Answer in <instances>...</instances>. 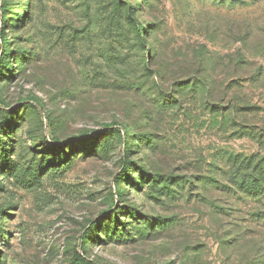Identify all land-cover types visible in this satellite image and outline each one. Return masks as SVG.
I'll return each mask as SVG.
<instances>
[{"label": "rangeland", "instance_id": "374dc122", "mask_svg": "<svg viewBox=\"0 0 264 264\" xmlns=\"http://www.w3.org/2000/svg\"><path fill=\"white\" fill-rule=\"evenodd\" d=\"M3 30L0 264H264V0H0Z\"/></svg>", "mask_w": 264, "mask_h": 264}, {"label": "trees", "instance_id": "16d2710c", "mask_svg": "<svg viewBox=\"0 0 264 264\" xmlns=\"http://www.w3.org/2000/svg\"><path fill=\"white\" fill-rule=\"evenodd\" d=\"M7 23V19H4V26L6 25ZM4 29V28H3ZM5 31L3 30L2 33H1V36H2V44L4 45V49L2 50V55L0 56V68H2V66L4 65V59L6 57V44H7V41H6V38H5ZM2 122L3 124H5L7 122V119L4 117L2 118ZM124 132H125V136L123 138V142H124V148H125V152L127 153V147H128V141H129V136L127 134V129L123 128ZM112 131H115L119 134V137H121V133L120 131L116 130L115 128H112V130H110L109 132H112ZM108 132V133H109ZM130 165V162L127 160V157L124 156V160H123V166H124V170L122 171V174H120V177H125L126 176V173H127V168L128 166ZM243 185V186H242ZM241 187H244V184H241ZM117 195V193H116ZM89 235V234H88ZM84 255H80L79 253H76L75 255V264H93L92 262H90L85 256H87V253L84 249Z\"/></svg>", "mask_w": 264, "mask_h": 264}]
</instances>
